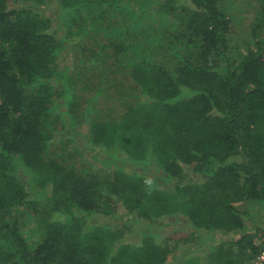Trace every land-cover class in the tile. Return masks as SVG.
I'll return each mask as SVG.
<instances>
[{
	"label": "trees",
	"instance_id": "16d2710c",
	"mask_svg": "<svg viewBox=\"0 0 264 264\" xmlns=\"http://www.w3.org/2000/svg\"><path fill=\"white\" fill-rule=\"evenodd\" d=\"M50 1L0 0V264H169L182 253L156 231L165 219L192 230L188 251L241 233L181 264H251L264 245L249 212L264 205V0L244 51L226 0H58L52 17ZM87 35L134 86L114 118L93 116L103 88L91 92L87 141L103 167L90 171L49 153L57 131L81 126L78 67L94 59L68 52ZM120 208L138 230L88 223ZM29 211L43 223L36 242Z\"/></svg>",
	"mask_w": 264,
	"mask_h": 264
},
{
	"label": "rangeland",
	"instance_id": "374dc122",
	"mask_svg": "<svg viewBox=\"0 0 264 264\" xmlns=\"http://www.w3.org/2000/svg\"><path fill=\"white\" fill-rule=\"evenodd\" d=\"M49 3L50 4L47 5L48 7L46 8V11L44 13L47 16L52 17L57 12L58 0H51ZM226 5V7L240 19L239 23H236L235 44L236 46L239 45V49L244 51L247 45L246 42L249 40V24L254 16L255 9L260 5L259 1L226 0ZM89 48H91L92 50L89 51ZM71 49V54L68 52V54L70 55L68 57V60L71 57L72 60H77L75 57L78 54H81L83 56V59H94V61L83 63L78 67V70H80V76H82L80 81L84 83L81 84L80 88V102L79 104H76L75 107H73L74 111L79 114L80 120L82 122L81 126H79V129L71 130L73 136L72 138L68 137L67 133L69 132L63 133L62 131H57L55 133L57 139H54L51 143L49 153L54 158H57L59 160L72 161L74 159L77 162L82 163L79 166H83L90 171V169L93 167L92 164L99 168L103 167V164L99 159L93 158L92 151L87 141L89 139L90 118L85 115L84 107L86 102L92 97L91 92H93L96 88H103L98 100H94V103L92 105V109H94L93 116L97 118H114L117 117L129 105L128 94L129 92L134 90V86L129 80L130 69L119 74L113 73L116 66L117 68L124 69V65L117 62V59H115V51L111 46H106V48H104L102 41L94 39L92 36L87 35L85 38L77 40V42L75 40L72 41ZM97 52H100L98 56ZM96 76H98V78L94 80L93 85L92 82H90L89 84L85 83V79L91 77L94 79ZM86 97H88L87 100ZM60 127L61 125L58 126L59 129H61ZM73 138L75 140H73ZM99 153V157L104 156V154H102L100 150ZM250 211L251 221L253 225V221L256 222V225L258 223L264 222V205L255 202V204H253V207L251 206L249 208V212ZM29 212L30 215L26 216V221L24 224V228L26 231L24 233L29 237L31 242H36L39 239L44 238L45 236L42 233L43 223L40 226V224L37 223L36 220H33V213L31 211ZM98 215L100 216L98 217L94 215L93 219L88 218V223H92L93 220H95L100 221L103 224L122 225L123 227H125L126 223L129 224L130 222H134L135 224L133 227L135 228V231L138 230L139 226H141V222L137 223L131 215L127 214L124 208H120V210H118L116 212V215L113 217H106L102 214ZM142 222L145 223L144 221ZM158 224L159 225L155 228L156 231L161 232L165 235L167 234L168 237H171L170 242L172 243V246L179 245L180 249H178L177 252L182 253L179 254V256L175 259L169 256V264H181L185 259L184 257H189L191 255H199L202 259H206L212 245H215L220 241H224L226 239L239 238L241 234L239 232L220 234L219 232V236H213L210 238L203 237L204 239H202L201 243L194 247V250L188 251V247L182 246L184 245L183 239L188 237L192 230L188 229L184 221L174 223V220L165 219L164 222H160ZM176 226L178 227L174 228ZM261 226L264 227V223H262ZM143 228H146V226ZM127 230H129V228H127ZM125 239H133L134 242L141 241V237L135 236V232L134 234H130L128 231Z\"/></svg>",
	"mask_w": 264,
	"mask_h": 264
},
{
	"label": "built area",
	"instance_id": "2783aa9c",
	"mask_svg": "<svg viewBox=\"0 0 264 264\" xmlns=\"http://www.w3.org/2000/svg\"><path fill=\"white\" fill-rule=\"evenodd\" d=\"M251 264H264V245L260 252L257 254L255 259L251 261Z\"/></svg>",
	"mask_w": 264,
	"mask_h": 264
}]
</instances>
